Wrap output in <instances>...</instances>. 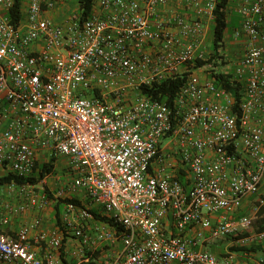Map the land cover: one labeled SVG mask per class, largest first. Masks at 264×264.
I'll list each match as a JSON object with an SVG mask.
<instances>
[{"label":"built area","instance_id":"2783aa9c","mask_svg":"<svg viewBox=\"0 0 264 264\" xmlns=\"http://www.w3.org/2000/svg\"><path fill=\"white\" fill-rule=\"evenodd\" d=\"M70 1L22 0L14 23V0H0V175L38 173V162L54 169L36 182H0V263L57 264L67 230L77 264H242L195 248L185 233L248 230L253 214L231 216L250 195L264 205V0H233L235 37L245 39L233 73L243 84L238 105L195 70L208 58L205 20H215L218 0H185L168 16L180 0H95L88 16L75 0L61 22L46 16ZM182 73L173 107L141 89ZM63 158L71 179L53 189ZM74 192L81 203H63L61 226L41 230L42 212ZM94 207L114 223L95 219ZM118 240L113 258L86 255ZM42 243L50 249L40 256Z\"/></svg>","mask_w":264,"mask_h":264},{"label":"crops","instance_id":"0c3cea01","mask_svg":"<svg viewBox=\"0 0 264 264\" xmlns=\"http://www.w3.org/2000/svg\"><path fill=\"white\" fill-rule=\"evenodd\" d=\"M179 2H180V5H176V10L178 9V10H181L182 12L185 9L184 7L185 0H180ZM75 3H76L75 0H71L69 2L70 5L62 4L56 9L47 12L46 16L53 19L54 21L61 22L67 16V14L69 13V11L71 10V8L74 6ZM229 9H234V11H236V4L233 0H231L229 4ZM192 14L193 12L190 11V16H193ZM205 23L207 27H210L212 30L215 24V21L205 20ZM212 34H213V30H212ZM230 39L231 37L227 35V32H226L224 36V43H226L228 40L230 43H232ZM199 68L200 67L196 68L195 70ZM38 163H42V162H38ZM59 164L61 165L62 168H58V172L60 171L62 175L58 173L61 177L59 181H56L54 178H50L51 188L53 189H57L63 183H66L71 179V177L63 169V166L66 165V159L65 158L61 159ZM259 194L264 196V180L261 183ZM71 196L80 197L81 194L80 192L79 193L74 192L71 194ZM258 198H259L258 194L250 195L244 200L243 206L239 208L231 216L232 218L238 219L244 214H249V213L253 214L254 224L250 229L243 230L233 235H226L222 237L212 236L210 231L207 229L205 230L204 238H198L197 236L198 227L196 225H192L191 227L187 229L185 235L189 239L196 241L195 248L206 249L216 254L221 260L232 255L238 262L242 264H264V238H257V239L255 238L256 233L264 231V213L262 214L258 213V209L261 207L260 206L257 209ZM254 200H256V203L255 205H252V202H254ZM53 205L50 208L42 212L44 221L40 229L43 231L50 232L54 230L57 226L59 225L61 226V220H60L59 225L56 224ZM94 209H96L98 212L102 214L100 209L95 208V207ZM34 215H35V211H30L24 214L23 216L14 217L12 226L8 227L7 230H16L19 223L21 222L23 218H31ZM219 217H220V214L214 215L215 220L218 219ZM165 225L167 228V232L175 231L172 219L170 217L166 219ZM248 237H251L252 239ZM116 244L118 247L115 248ZM78 247H79L78 240L73 236L71 231L66 230L65 238L63 241V246L61 247L59 251L56 249L55 251L53 250L57 254L56 255L57 264H61L63 258L69 263L77 264L78 259L82 256V253L78 251ZM35 248H37V251L40 256L44 255L45 251L50 249V247H48L46 243H42L39 247L35 246ZM121 248H122V243L120 240H118L113 245H108V244L105 246L103 245L93 252H86V255H88L89 257L95 256L98 260H103L107 258L110 259L116 256L117 252ZM75 250L78 251V255L73 254V251ZM0 264H6V263L1 262ZM173 264H179V263L174 262Z\"/></svg>","mask_w":264,"mask_h":264},{"label":"trees","instance_id":"16d2710c","mask_svg":"<svg viewBox=\"0 0 264 264\" xmlns=\"http://www.w3.org/2000/svg\"><path fill=\"white\" fill-rule=\"evenodd\" d=\"M95 0H79V9L84 16L91 14ZM231 0H218L215 9V24L212 28L213 30V55L208 59H196V66H202L207 63L218 64V58H221L219 48L224 45V36L228 27V9ZM6 14L11 18L14 23H17L23 16L22 12V0H14L13 5L6 11ZM224 62V61H222ZM210 77L214 78L217 85L226 88L232 93L236 100V105L242 99L243 96V84L234 78L233 73L223 72L216 68L210 71ZM186 80V73L176 74L172 77H168L160 82H156L152 85H143L141 87L142 91L147 95L156 98L158 100L168 103L171 107L174 105V97ZM39 171L38 173H32L29 176H18L14 173H7L0 175V182L8 180H18V181H39L43 176L49 172H54L53 163H38ZM179 177L183 185L187 187V180L185 178V171L183 169L179 170ZM73 201L76 204H80V200L76 197H66L62 201L55 202L53 205L54 216L56 224H60V213L63 207V203ZM94 217L106 221L109 223H114L113 219L109 216L103 215L96 209H90ZM258 213H264V205L258 209ZM61 264H72L66 261L64 258Z\"/></svg>","mask_w":264,"mask_h":264},{"label":"rangeland","instance_id":"374dc122","mask_svg":"<svg viewBox=\"0 0 264 264\" xmlns=\"http://www.w3.org/2000/svg\"><path fill=\"white\" fill-rule=\"evenodd\" d=\"M176 10V5H171L166 8L167 16L173 15ZM228 27H227V35L231 37L232 43L229 42V40L224 43L222 47L223 55L221 58H218V64L214 65L213 63H207L205 65H202L199 69H197V73L201 76H210V71H212L213 68H216L218 70H221L223 72L228 73H234L236 64L239 61V59L242 57V54L244 53V45H245V39L244 38H236L234 30L236 27L239 26V20L240 16L237 11H234V9H228ZM212 30L210 28L209 33L207 35V38L205 42L203 43L204 48L207 51V56L210 58L213 55V46H212ZM207 58V59H208ZM224 61V62H222ZM57 173L61 174L60 171ZM256 200L252 202V205H255ZM118 247L117 244L115 245V248Z\"/></svg>","mask_w":264,"mask_h":264}]
</instances>
